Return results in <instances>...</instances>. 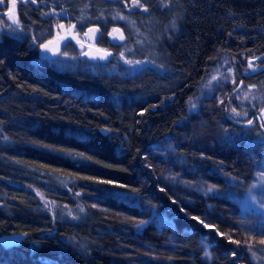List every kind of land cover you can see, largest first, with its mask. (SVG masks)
Instances as JSON below:
<instances>
[{"label": "trees", "instance_id": "obj_1", "mask_svg": "<svg viewBox=\"0 0 264 264\" xmlns=\"http://www.w3.org/2000/svg\"><path fill=\"white\" fill-rule=\"evenodd\" d=\"M55 1L56 7L66 4L67 13L75 21L83 18L85 0ZM96 1L101 5L92 16L95 21L103 17L108 5V0ZM154 1H158L157 9L149 5V12L142 14L148 22L154 17L173 19L157 40L148 36L140 24H133V17L124 8L115 10L120 1L107 9L109 12L105 11L104 17L113 23L117 13L125 15L129 33L113 61L106 65L85 61L71 70L57 72L41 66L43 61L37 50L28 45L30 41L0 39V233H29V238L18 247L0 245V264H67L68 260L58 256V251L64 249L72 253L75 264H91L95 257L102 259L108 242L96 236L110 224L107 214L87 203L85 195L94 190L117 194L121 198L118 206L123 212L149 217L152 224L142 232L144 239L162 242L170 249L180 239L198 258H206L207 251L210 253L207 258H214L216 264H239L241 249L219 236L216 228L204 227L202 220L175 202L172 183L160 177L144 154L172 137L170 127L175 118L183 123L196 116L188 114L190 101L221 54H228L235 65L236 83L232 88L241 80L247 87L264 88V73L258 72L262 62L257 60L264 55V0H172L168 8L162 7L160 0H149ZM165 12L169 13L167 18ZM122 23L120 20L119 24ZM137 44L139 48L149 46L153 50L151 56L148 50L136 52ZM160 44L167 48L171 65L181 73L182 86L177 92L172 89L147 102L148 87L160 83L130 86L144 77L132 76L131 65L125 64L117 54L124 52L133 61L148 58L153 65L143 72L150 71L148 74L153 77L168 73L166 64L156 60L155 46ZM249 60L254 66H260L257 71L249 68ZM164 77L174 80L167 74ZM164 77L157 79L162 82ZM125 98H129L130 105ZM223 104L220 111L216 110L212 125L223 127L232 137L227 154L223 153L226 157L217 156L212 162L217 168L222 167L219 163L223 160L230 165L240 153L249 155L254 149L259 152L257 145L261 147L257 143L261 139L260 128L255 127L253 132L234 125L233 131L227 126L231 114ZM121 105L129 109H122ZM101 118L109 123L108 134L101 133L105 130L101 129L104 122ZM33 119L39 122L36 127L28 125ZM35 168L54 172L65 181L57 182L58 187L49 181H38L48 177L34 172ZM207 192L202 197L208 208H213V199L217 203L224 200L220 192ZM233 203L244 209L238 202ZM68 204L76 205L74 217L77 219L67 216L64 207ZM40 205L48 217L34 218L25 213ZM165 222L166 226L161 225ZM232 251H236V257L228 258ZM182 257L175 255L178 260ZM169 263L168 260L166 264Z\"/></svg>", "mask_w": 264, "mask_h": 264}, {"label": "rangeland", "instance_id": "obj_2", "mask_svg": "<svg viewBox=\"0 0 264 264\" xmlns=\"http://www.w3.org/2000/svg\"><path fill=\"white\" fill-rule=\"evenodd\" d=\"M119 1L121 2V0H108V5H105V10H103V17L100 16L97 19L98 21H95V18L92 17L101 5V3L98 4L96 0H85L86 9L81 11L83 18H78L77 21H75L65 9H61V6H57V9H50L46 12L47 18L44 24L38 29L33 28L31 25L24 26V32L19 34L30 41L28 45L31 46V49H39L40 51V44L44 41V36L45 38L49 37L54 28V36L56 37L50 40L56 39L58 36H64L67 38V45L62 50V54L58 57L60 58L59 60H57L58 58H56V60L47 58L50 59V62L47 64L44 63L47 59H41V62L43 61L41 66L56 70L57 72L71 70L74 65L78 67L81 64V58L79 56L87 47L84 49V47L78 43L80 39L84 40L81 35L84 29H81L83 27L86 28L88 25L92 24L94 28H99V31L94 32L95 36L99 38L98 43L94 42L89 44H93L100 49L112 51L114 54L117 53L120 44L125 40H113V35H118V33H113L112 30L113 28H119L125 36L128 35V19L123 20V23L118 25L120 19L118 22L115 19L114 24L108 17H104V13L106 14L105 11L107 9L114 8ZM125 2H128V0H125ZM144 2L149 3L147 5L145 3L146 7H150L149 5L153 6V9H157L158 7V1L149 2V0H144ZM120 7L124 8V11L133 17V21L140 24V26L145 29L148 36L154 37L153 39L155 40L158 39L160 34L162 36L166 28L169 25L171 26L173 22V19L166 21L158 17H154L151 22H148L145 15H142L144 14L143 11L133 9L130 13L125 7V3L122 2L116 6L115 10H120ZM150 12L153 14L155 11ZM166 12L167 18L169 13ZM60 25H63V27H60ZM73 25H75V27H73ZM158 28H160L161 31L156 32ZM35 33L37 34L34 36ZM44 43H47V41ZM110 43H113L112 46ZM136 47V52L143 50L142 52L145 53V51L148 50L150 52L149 57L151 53H153V50H151L149 46L139 48V44H137ZM155 49L156 60L159 59L160 63L163 65L166 64L165 66L168 68V73H159L153 77H151V74H148L150 71L144 73V70H147L149 66L153 65L151 60L149 63L148 58L144 60L148 61V63L137 64L134 67L131 66V70H134L133 72L138 71L142 74V77H145L143 80L132 83L130 86L135 87L142 83L145 86L150 82L160 83L148 87L147 102L152 100V97L157 99L158 95L162 93L172 92L170 91L172 89L177 92L182 86L181 80L183 77L181 73L177 72V68H174L173 64L171 65L167 48L160 44L157 48L155 46ZM133 72L130 73L132 76H134ZM166 74L174 78V80L169 81L166 79L164 77ZM234 75H236L235 65L231 57L228 54H221L204 79L195 98L190 101L188 114H190V116H196H191L192 118L188 120L189 122L186 120L187 122L185 121L183 123H180V120L175 118L170 127L172 137L162 141L158 146L156 145L154 150H146L144 157L150 164L152 163L157 169L160 177L165 180L166 183H172L171 192L173 199L175 202L182 205L188 214H194L204 223H207L209 225L208 228H216L219 236H224L228 239L230 235L233 240L241 241L239 246L235 244L242 251V254L238 257L239 264H264V259L259 262L254 260L243 243L250 236H255L259 239L260 233L264 232V208H260L258 203L264 201V187L252 188L254 183L259 184L257 175L261 170L260 162L264 161V147L257 145V149H260L259 152L254 149L253 153L249 155L244 153H240L238 157L235 155V163L230 165L226 164V162H228L227 160H223L219 163L222 164L220 168H217V166L212 163L217 156H222L224 159L226 155H223V153L227 154L226 150H229L228 142L232 134L230 132L225 133L223 127L212 125V123L215 122L213 119L215 113L220 111V106H222L220 100L223 99L225 101L231 88L235 85L232 83L233 78L235 79ZM162 76L165 80L159 82L157 78H161ZM213 77H217L218 79H213ZM169 85H172V87H169ZM250 90L251 89L239 91L235 100L230 103V113L231 116L234 117V120L245 121L249 117H244L243 115L235 117L231 112L232 108L239 107L243 111L247 110L249 114L251 110L257 108L249 109L244 106L246 103H252V101H243L244 93ZM251 94H253V92H251ZM114 96H116V94ZM134 99L136 98H132V100ZM125 100L130 105L129 98H125ZM165 101H167L166 98ZM193 103L196 105L195 108L192 107ZM158 105L160 107V103ZM15 106L19 107V104ZM121 106L122 109L128 108L126 105ZM157 108L158 107L155 106L154 111H156ZM163 111L166 110L163 109ZM240 112L242 111L240 110ZM34 119L29 120L28 125L36 127L39 122ZM124 119V116L121 117V124ZM101 120V122L104 121L102 123L103 125H101V129L108 131L106 132V134H108L110 129L109 123L105 122L106 120L104 118H101ZM105 130H101V133L104 134ZM233 135L238 136L235 132ZM254 153H256V155H254ZM241 155H244V157L240 158ZM34 172H37L42 177H48L47 179H40L38 181H49L55 187H58L56 186L57 182L65 181V178H62L54 172L36 170V168ZM21 177V179H25L23 176ZM35 177L37 178L38 176L35 175ZM209 188L220 192V197L224 199L221 203H217L213 199V201H211L213 208H208V206L204 204V198L202 197L204 192L208 191ZM250 189L251 191H249ZM61 191L60 189L59 192L61 193ZM209 192L210 191L207 193ZM250 196H254L256 202L249 200ZM85 197H87L86 200L90 206L107 214V222L110 224L109 226H105L104 231L96 236V238L102 239L106 243L108 242L107 249L104 254L102 253V259L95 257L93 261H91V264H166L168 260L170 261L169 264H216L214 258H198L196 252L182 243L180 239L173 244L175 245L174 247L171 246L172 249L166 247L162 242H153L151 238H146L147 240L144 239L142 232L146 227L151 225L152 222L149 217L145 219L146 215L123 212L121 207L118 206L121 198H119L117 194L109 191L100 193L94 190L91 193H87ZM212 197L216 198V195H212ZM227 200L232 203H229ZM233 202H238L244 209L242 210V207L239 206L236 207V204ZM64 209L70 219L76 214V205L73 206L72 204H68L65 205ZM25 213L30 214L34 218L36 216L48 217V213L42 205H40V207L36 206L35 209L31 210L29 213L26 210ZM147 215H149V213ZM159 219L164 220L163 218ZM161 225L166 226V222ZM153 228L155 229L154 226ZM256 247L260 248L262 246L257 244ZM5 253L8 252L5 251ZM231 253L232 252L228 253V258L233 257ZM71 255L72 253L65 249L58 251L59 257L68 260L67 264H75V260L71 258ZM175 255H183V257L181 260H178L175 258ZM8 259L9 256L4 261L6 262Z\"/></svg>", "mask_w": 264, "mask_h": 264}, {"label": "snow or ice", "instance_id": "obj_3", "mask_svg": "<svg viewBox=\"0 0 264 264\" xmlns=\"http://www.w3.org/2000/svg\"><path fill=\"white\" fill-rule=\"evenodd\" d=\"M32 3H36L37 0H31ZM122 3H125V7L127 8L128 12H132L133 9H137L143 12H149V8L145 6V2L144 0H128V2H125V0H121ZM4 0H0V4H3ZM171 3L172 0H167V2H165V0H160V4L162 7L164 8H168L171 7ZM8 19L11 20L12 24H14L16 27L12 28L9 25H5L0 23V34H3L5 32V30H7L8 35H14L16 39H22L23 37L19 35V33H23L24 32V28L22 26V24L20 23L19 19L16 17L15 15V3L13 0L12 3V8L8 10ZM113 19H120V20H127L128 18L123 15L122 13H117L116 16L113 17ZM132 23L134 24V21H132ZM60 27H63V25H60ZM73 27H75V25H73ZM90 32H95V31H99V28H90L89 29ZM113 33H118V35H113V40H119V41H124L126 39L124 33L119 29V28H113ZM87 35V33H85ZM111 35V33H110ZM52 41H49L47 44H41L40 47L43 48L44 51L47 52H52L53 55H60L62 53H60V51L57 49H53L52 47H49V44H51ZM115 46V45H114ZM128 51H134V49H128ZM97 53L98 54H91L89 52H85L84 55H88L91 59L94 60H108L109 57H114V54L111 51H108L106 49H97ZM119 56V58L121 60L124 61L125 64L131 65V66H135L137 64H141V63H148V61H133L131 59L126 58L125 53L124 52H119L117 54ZM257 59H260L259 57ZM248 66L249 68L255 72L259 69V65L254 66L253 65V61L249 60L248 62ZM213 79H218L217 77H213ZM232 83L235 84L236 80L233 78ZM240 85L243 86V80L240 81ZM255 86H249V88H254ZM237 92H239V88L236 89ZM239 98V97H238ZM260 99L261 103L264 104V98H260L257 97L255 95H252L251 92H245L243 95V101H256ZM242 101V102H243ZM220 103L223 104L224 100L221 99ZM192 107L195 108L196 105L193 103ZM256 105L253 104V108H255ZM258 111V115L254 112L253 116L247 119V123L246 126L249 128H255L256 125H259V128L264 129V106L260 107L257 109ZM232 114L235 117H239L241 115H243L244 117H249V113L247 110H244L243 112H238L236 110V108H232L231 109ZM259 135V134H258ZM258 144H260L262 147H264V138L260 139L257 141ZM260 171L257 175V180L259 181V184L254 183L252 185V188H256V187H264V161L260 162ZM101 183H103V181H100ZM208 191H213L212 188H209ZM251 191V189L249 190ZM43 198V197H42ZM249 200H251L252 202H256L255 201V197L254 196H250ZM259 203V207L260 208H264V201H260ZM95 206V205H93ZM84 209L81 208V211H83ZM73 219H77V217H73ZM193 219H195V217H193ZM209 225L207 223L204 224V227H208ZM228 240L230 243L236 244L237 246H239L241 244V241L238 240H233L231 238V236H228ZM244 245L247 249V251L249 253H251V257L256 260L257 262H259L260 260L264 259V232L260 233V238L257 239L255 236H250L247 240H245ZM262 246L260 248H257L256 245ZM232 256L236 257L237 253L236 251H232ZM205 256L206 257H210V253L209 252H205Z\"/></svg>", "mask_w": 264, "mask_h": 264}, {"label": "flooded vegetation", "instance_id": "obj_4", "mask_svg": "<svg viewBox=\"0 0 264 264\" xmlns=\"http://www.w3.org/2000/svg\"><path fill=\"white\" fill-rule=\"evenodd\" d=\"M12 3H13V0H4V3L3 4H0V23L5 24V25H9L10 27H15V25L12 24L11 20L8 19V10L12 8ZM14 3H15V15L19 19V21L23 25V27L24 26H30V25L33 26L34 25L33 28H37V29L41 25L44 24V22H45V20L47 18L46 12L48 10H50V9L51 10L52 9H57V7L55 5L56 4V1L55 0H37L36 3H32L31 0H14ZM68 6H70V3H68ZM66 8H67V5L64 4V6H62L61 9H65L66 10ZM43 16H45V17H43ZM51 20H52V18H51ZM118 25H120V24H118ZM90 28H93L94 29V26L91 24V25H88L86 28L83 27L81 29V30L84 29L83 33L81 34L82 35V38H84V40L80 39L78 44H80L81 46H83L84 49L87 47L85 50H87L89 46H92L93 45V44H89V43H94V42L98 43V39H99L98 36H95L94 32H91V34H88V31H89ZM34 30H36V29H34ZM54 33H55V31H54V28H53V31H51V35L49 37H46V38L44 36V38H43L44 41L41 42V44H43L46 41L48 42L53 37L55 38L56 36H54L55 35ZM85 33H87V35ZM36 34L37 33H35L34 36ZM19 35H21V34H19ZM0 36H4V37H0V39H2V38H8V37L15 38V36L8 35L7 30H5V32L3 34H0ZM22 40H27V39L23 38ZM112 44L113 43H110L111 46H112ZM83 52L81 54H83ZM37 54H38V57L40 59L39 49H37ZM81 54L79 56L80 58H81ZM112 58H114V57H112ZM259 58L260 59H257V60L262 62V66H261V68L259 69L258 72L264 73V65H263L264 64V55L259 56ZM59 59L60 58H58L57 60H59ZM49 60L50 59H47L44 62L49 63L50 62ZM85 61L86 62H89L91 64H104V65H106L108 63H111L113 60L111 59L110 61L104 63V62H98V61H96V62L94 61L93 62V61H90V60L81 58V62L84 63ZM242 73H246V72L242 71ZM139 74L140 73L138 71L133 72V75L136 78L138 77ZM237 88H239V91L246 90V89H251L250 91L253 92L252 95H255V96L260 97V98H264V93H263V90H262V88H263L262 86L256 85V87H254L255 88L254 89V88H249V87H247L245 85L241 86L240 83H238V85L235 88H232L230 90V93H229L228 97L226 98V100L224 101L225 103L223 104L224 108L226 109V111L229 112V114H231L230 113V108H229L230 107V103L235 100L237 94L239 93V92L236 91ZM234 91H236V92L233 93ZM253 104H255L257 108H255L256 110L253 109V110L250 111L249 118L253 116V113L254 112L258 115L259 113H258L257 109L260 108V107H262V106H264V104H262L261 103V100L259 101V99L256 100V101H252L251 104L246 103V104H244V106L246 108L251 109V108H253ZM238 108L239 107L236 108V110L238 112H240V110L243 112L242 109H240V108L238 109ZM233 118L234 117H232L231 115H229V122H227V126L229 125L228 127H230L231 129L233 128V131H235L234 125H241L243 127L249 128V127L246 126L247 120H245V121H238L236 119L234 120ZM256 127H259V125L257 124ZM250 129L253 132L256 130V128H250ZM260 130L262 132L260 138H264V129H261L260 128ZM2 234H4V233H0V235H2ZM25 241H26V239H25Z\"/></svg>", "mask_w": 264, "mask_h": 264}, {"label": "water", "instance_id": "obj_5", "mask_svg": "<svg viewBox=\"0 0 264 264\" xmlns=\"http://www.w3.org/2000/svg\"><path fill=\"white\" fill-rule=\"evenodd\" d=\"M88 34H91V32L88 31ZM50 41H52V43L49 44V47H52L53 49H57L58 48L60 53L62 52L64 47L67 45V38L64 37V36H58L56 39H53V40H50ZM47 43H45V44H47ZM97 49H98V47L92 45V46L88 47V50L86 52H89V53L95 55V54H98L97 53ZM39 56H40V59H47V58L56 59L60 55H53L52 52L44 51L43 48L41 47V49L39 51ZM81 58L87 59V60H90V61H93V62L94 61H98V62H104V63L108 62V61H110L112 59V57H109L108 60H94V59H91L88 55H84V53L81 55ZM235 92L236 91H234L233 93H235ZM106 132L107 131H105V133ZM28 237H29V233H23V232L4 233V234L0 235V245L4 246L6 248L18 247Z\"/></svg>", "mask_w": 264, "mask_h": 264}]
</instances>
